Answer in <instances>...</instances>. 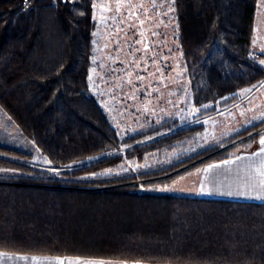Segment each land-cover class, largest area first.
I'll list each match as a JSON object with an SVG mask.
<instances>
[{"label":"trees","instance_id":"obj_1","mask_svg":"<svg viewBox=\"0 0 264 264\" xmlns=\"http://www.w3.org/2000/svg\"><path fill=\"white\" fill-rule=\"evenodd\" d=\"M0 0V107L51 167L0 143V251L142 264H264V203L150 189L252 150L264 119L144 165L204 129L178 119L122 137L91 92L95 0ZM194 107L211 115L264 82L258 0H173ZM256 132V133H255ZM142 179L145 189L135 183Z\"/></svg>","mask_w":264,"mask_h":264},{"label":"rangeland","instance_id":"obj_2","mask_svg":"<svg viewBox=\"0 0 264 264\" xmlns=\"http://www.w3.org/2000/svg\"><path fill=\"white\" fill-rule=\"evenodd\" d=\"M30 2L25 0V5ZM93 18L96 28L89 74L91 92L122 137L170 118L178 119L180 127L200 122L204 125L203 130L180 140L176 148L165 153L164 157L157 153L149 155L142 166L136 160H126L121 164L120 171H138L170 162L183 154L222 142L240 129L264 119V83L244 89L239 101L220 108L214 114L202 116L201 110L194 107L188 70L178 42L173 0H95ZM262 129L264 126L256 132H262ZM0 143L32 153L36 164L51 167L41 150L22 134L1 107ZM263 155L253 154V158L259 161L246 168L244 164L226 166L227 163H208L188 170L169 184L154 185L150 189H166L198 197L235 200L241 197L247 198L246 201H259L249 196L251 190L248 185L241 186L246 190H240L239 183L219 182L220 186H215V182L223 178V174L240 169L247 178L257 176L260 179L262 173L259 171L264 169ZM203 176L207 177L205 183L202 182ZM137 181H142L139 188L144 190L143 180ZM251 193L264 194V183L261 182ZM32 257L38 258L39 264H49V261L55 264L57 259L0 251V264H36Z\"/></svg>","mask_w":264,"mask_h":264},{"label":"crops","instance_id":"obj_3","mask_svg":"<svg viewBox=\"0 0 264 264\" xmlns=\"http://www.w3.org/2000/svg\"><path fill=\"white\" fill-rule=\"evenodd\" d=\"M253 47H254V49H256L258 51V53H261V55H262L261 60H264V0H258V4H257V10H256V15H255V30H254V38H253ZM263 130L264 129L261 130L262 132H258L261 134V136H260V139L257 143V147L255 146V148L252 150L240 151V153L237 154L238 156L236 155L233 158L225 160V161H228L226 166H233L236 164H244V168H246V167H249L250 164H252L254 162H258L259 160H255L253 158V154H255V155L259 154L260 156H262V154L264 153V145H262L260 143L261 139L264 138V131ZM263 157H264V155H263ZM225 161H221V163H225ZM240 171H241V169L239 171L230 172V173L226 174L227 176L225 174H223L224 177L221 179H217V181L215 182V186L218 185L219 182L221 184L230 182L232 185L239 183V187L244 186V185H248L247 187H249L251 192H252V190L257 189V187L259 186V184H261V182L264 183V178H263L264 177V169L259 171L262 173V177L260 179H258L257 176H251V177H253L251 179H250V177L247 178L246 175H243L242 171L241 172ZM206 181H207V177L203 176L202 182L205 183ZM218 186H220V185H218ZM241 188L242 189H240V190H243V189L246 190V188H244V187H241ZM247 191H249V190H247ZM251 192H250L249 196H252V197L256 196V195H253ZM239 193H241V191H239ZM210 198H213V197H210ZM224 199H227V198H224ZM238 199H239V201H246L247 200V198H241V197ZM231 200H235V199H231ZM249 200H251V198ZM252 202H263L264 203V200L252 201ZM7 254H16V253L7 252ZM48 257H51V256H48ZM52 257H55V256H52ZM59 258L64 260L65 263H69V261H72L73 264L77 259H79L81 261H95V262L103 261L104 264H129L127 262H122V261L102 260V259H90V258H78V257H59ZM130 264H132V263H130ZM134 264H137V263H134Z\"/></svg>","mask_w":264,"mask_h":264},{"label":"snow or ice","instance_id":"obj_4","mask_svg":"<svg viewBox=\"0 0 264 264\" xmlns=\"http://www.w3.org/2000/svg\"><path fill=\"white\" fill-rule=\"evenodd\" d=\"M260 63L262 65H264V60H261ZM260 143L262 145H264V138L261 139ZM50 163V162H49ZM225 163H228V161H225ZM161 190H166V189H161ZM227 195H231V193H227ZM254 199H258V200H264V194L261 193H257L256 196L252 197ZM20 259H28L27 257H20ZM34 262H36V264H39L38 258L36 257H32L31 258ZM47 259V258H44ZM49 264H51V262L49 261ZM55 264H64V260L57 258L55 261ZM69 264H73L72 261H69ZM74 264H104L103 261L101 262H95V261H81L79 259H77ZM137 264H139V262H137Z\"/></svg>","mask_w":264,"mask_h":264},{"label":"built area","instance_id":"obj_5","mask_svg":"<svg viewBox=\"0 0 264 264\" xmlns=\"http://www.w3.org/2000/svg\"><path fill=\"white\" fill-rule=\"evenodd\" d=\"M137 183H138L140 186H142V181H139V182L137 181Z\"/></svg>","mask_w":264,"mask_h":264}]
</instances>
